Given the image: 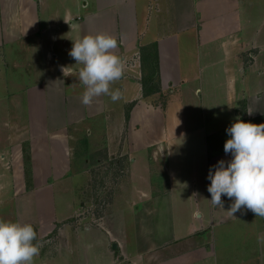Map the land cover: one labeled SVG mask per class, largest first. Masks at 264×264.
<instances>
[{
  "label": "crops",
  "instance_id": "1",
  "mask_svg": "<svg viewBox=\"0 0 264 264\" xmlns=\"http://www.w3.org/2000/svg\"><path fill=\"white\" fill-rule=\"evenodd\" d=\"M242 1L0 0V73L8 71L11 77L7 88L10 93H0V123L4 121L0 127V219L13 218L20 208L19 188L24 185L21 136L29 143L32 166L47 160L50 172L56 171L62 168L61 160L70 151L69 147H61V138L53 140L61 133L50 132L55 130L56 122H65L66 118L69 125H77L94 116L96 122H103L110 139L121 132L120 125L126 122L125 110L120 113L116 106L124 108L134 103L129 111V126L139 118L140 128L146 127L140 130L144 135L141 138L146 143L149 135L155 140L147 146L155 145L157 161L161 157L162 174L173 198V206H165L162 196L153 218L162 219L168 209L178 225L179 213H190L191 219L184 222L185 229L176 230L178 234L193 233L199 227L221 229L250 218L251 230L264 234L260 228L264 217H256L243 206L232 214V201L223 194V208L216 207L207 191L209 166L220 159H231L221 144L209 148L212 138L225 132L237 116L245 121L264 117V97L247 87L244 78L245 66L258 61L264 46L242 37L244 28L253 26L252 20L257 22L254 15L243 16ZM97 32L117 37L113 51L122 58V75L111 82L110 89H119L121 96L113 102L101 94L83 105L84 86L77 78L83 65L75 64L68 52L72 40ZM149 44L157 49L161 91L144 97L139 56L142 47ZM247 56L251 60L246 62ZM235 72L241 74L235 77ZM226 84L228 94L225 102H220L219 95L223 92L225 96ZM240 102L242 109L238 108ZM68 106H72L69 113ZM35 107L44 108V118H37L40 114ZM22 122L27 123L28 131L19 133ZM36 122L40 131L36 130ZM146 150L143 147L141 153ZM6 204L12 205L11 214L5 211ZM242 229L249 227L243 224Z\"/></svg>",
  "mask_w": 264,
  "mask_h": 264
},
{
  "label": "rangeland",
  "instance_id": "2",
  "mask_svg": "<svg viewBox=\"0 0 264 264\" xmlns=\"http://www.w3.org/2000/svg\"><path fill=\"white\" fill-rule=\"evenodd\" d=\"M263 4L264 0H243L241 3L244 17L254 15L257 18V22L251 19L254 25L244 28L242 37L259 42L260 47L264 46ZM153 46L142 47L140 60L143 50L152 53ZM248 60H251L249 56L246 62ZM150 67H144L143 77L148 76ZM245 69L246 86L264 97V52L254 65L245 66ZM234 74L238 77L241 72ZM10 78L8 71L0 73V93L3 90L4 96L10 93L7 89ZM237 86L240 88V84ZM225 90V96L223 92L219 95L220 102H225L227 84ZM116 107L118 112L125 110L126 113L129 106ZM35 108L40 114L37 118H44V108ZM71 108H66L68 113ZM225 108L229 110L227 104ZM238 108H243L241 102ZM93 117L77 125H69L66 118L65 122L55 123V130L50 132L53 135L61 133L53 140L61 138V147L70 149L68 157L62 155V168L56 171L50 172L47 160H39L40 166L35 164L33 167L29 143L25 136L20 137L23 143L20 167L24 174L21 181L24 185L19 188L18 218H12V215L8 220L33 225L39 252L32 264H264V234L258 235L251 230L253 222L250 218L221 229L199 227L195 232L185 234H178L176 230L185 229L184 222L191 219L190 213L181 216L183 212H180L178 225L168 209L162 219L153 218L162 196L167 202L165 206H173L170 187L162 174L161 157L157 161L155 145L147 146L155 140L150 135L146 137L147 143L141 138L144 135L140 130L144 131L146 127L140 128L139 118L130 126V119L125 118L124 126L120 125L121 132L116 137L111 134L107 139L103 122H96ZM101 119L104 121V116ZM251 122L264 123V117ZM38 123L36 130L40 131ZM3 125L4 121L0 127ZM17 130L27 132V123H20ZM217 137L210 141V149L213 145L223 146L228 138L226 131ZM143 147L148 150L142 154ZM108 149L111 150L108 152ZM5 207L11 214L12 205ZM243 224L249 229L243 230ZM147 225L152 228L148 229ZM260 228L264 230V224ZM163 230L167 233L163 234Z\"/></svg>",
  "mask_w": 264,
  "mask_h": 264
},
{
  "label": "clouds",
  "instance_id": "3",
  "mask_svg": "<svg viewBox=\"0 0 264 264\" xmlns=\"http://www.w3.org/2000/svg\"><path fill=\"white\" fill-rule=\"evenodd\" d=\"M68 55L83 66L78 80L84 86L81 103L88 105L101 94L113 102L119 89H110L111 82L122 75V58L114 53L117 37L106 33L85 34L72 40ZM123 42V34L120 43ZM64 71V69H62ZM247 114L252 112L246 110ZM228 138L223 145L231 159H220L210 165L206 179L211 203L223 208L222 194L231 199L230 211L251 210L264 217V123H252L237 116L225 129ZM31 223L0 219V264H32L38 255L39 242Z\"/></svg>",
  "mask_w": 264,
  "mask_h": 264
},
{
  "label": "trees",
  "instance_id": "4",
  "mask_svg": "<svg viewBox=\"0 0 264 264\" xmlns=\"http://www.w3.org/2000/svg\"><path fill=\"white\" fill-rule=\"evenodd\" d=\"M147 65L152 66L148 70L149 74L145 77L142 76L140 80L144 97L161 91L159 81V58L156 46H153L152 53H148V50H143V53H141L142 70H144V67H147ZM154 81H156V84H153ZM131 106L132 104H130L125 113L126 119H128Z\"/></svg>",
  "mask_w": 264,
  "mask_h": 264
}]
</instances>
